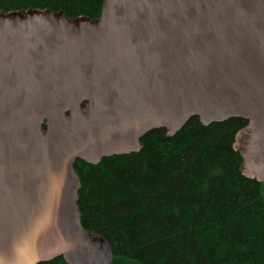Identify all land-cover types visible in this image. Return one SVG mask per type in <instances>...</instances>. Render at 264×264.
Wrapping results in <instances>:
<instances>
[{
	"label": "water",
	"instance_id": "water-1",
	"mask_svg": "<svg viewBox=\"0 0 264 264\" xmlns=\"http://www.w3.org/2000/svg\"><path fill=\"white\" fill-rule=\"evenodd\" d=\"M193 116L245 119L239 170L264 181V0L0 9V264H112L81 224L75 160L138 152Z\"/></svg>",
	"mask_w": 264,
	"mask_h": 264
},
{
	"label": "trees",
	"instance_id": "trees-1",
	"mask_svg": "<svg viewBox=\"0 0 264 264\" xmlns=\"http://www.w3.org/2000/svg\"><path fill=\"white\" fill-rule=\"evenodd\" d=\"M102 1L0 0V9L95 18ZM246 122L193 116L174 136L148 131L138 152L75 160L81 224L106 239L112 264H264V181L241 174L233 149Z\"/></svg>",
	"mask_w": 264,
	"mask_h": 264
}]
</instances>
